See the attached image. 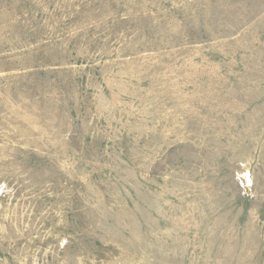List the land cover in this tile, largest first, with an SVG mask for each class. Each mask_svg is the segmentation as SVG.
Listing matches in <instances>:
<instances>
[{
  "label": "rangeland",
  "instance_id": "rangeland-1",
  "mask_svg": "<svg viewBox=\"0 0 264 264\" xmlns=\"http://www.w3.org/2000/svg\"><path fill=\"white\" fill-rule=\"evenodd\" d=\"M0 264H264V0H0Z\"/></svg>",
  "mask_w": 264,
  "mask_h": 264
}]
</instances>
